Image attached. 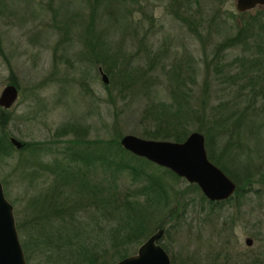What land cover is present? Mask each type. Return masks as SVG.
Instances as JSON below:
<instances>
[{"label":"rangeland","instance_id":"1","mask_svg":"<svg viewBox=\"0 0 264 264\" xmlns=\"http://www.w3.org/2000/svg\"><path fill=\"white\" fill-rule=\"evenodd\" d=\"M260 11L263 6L240 16L236 0H0V93L7 85L18 92L15 103L3 109L7 117L0 129L11 152L0 155V182L30 264H61L59 257L51 256L45 239L49 233L73 229L93 238V251L106 253L107 264L136 254L158 229L164 230L158 243L172 264H264V120L245 126L246 137L241 138L235 134L237 126L225 123L239 112L236 106L263 108L264 73L254 75L264 72V43L256 67L250 61L259 55L256 47L248 51L242 42L218 51V44L249 15L264 22ZM255 26L257 32L259 22ZM175 89L189 94L190 105L195 100L204 109L186 126L188 134L202 133L198 128L210 133L209 140L202 134L216 166L232 168L240 162L243 156L234 162L229 150L241 149L242 144L254 151L252 188L238 201L233 198L210 208L195 183L166 175L167 204L144 220L141 240H130L119 220L93 212V190L91 195L84 190L93 187V167L60 153L75 140L82 150L85 140L120 143L127 134L154 139L145 134L156 129L161 108L172 102ZM252 92L257 99L250 106L247 97ZM216 119L225 124L221 135L212 129ZM11 137L25 148H16ZM138 157L151 162L147 169L160 175L156 163ZM22 169L45 173L36 176L33 185L29 179L35 176L23 180ZM72 170L79 172L75 183L68 180ZM87 173L90 180L84 184ZM56 193L61 202L44 204ZM40 202L45 205L42 211ZM177 202L183 204L176 218Z\"/></svg>","mask_w":264,"mask_h":264},{"label":"trees","instance_id":"2","mask_svg":"<svg viewBox=\"0 0 264 264\" xmlns=\"http://www.w3.org/2000/svg\"><path fill=\"white\" fill-rule=\"evenodd\" d=\"M248 11L239 12V15L244 16L248 14ZM260 13L264 15L263 11H260ZM257 17L258 16L249 15L247 19H243V21L240 22L242 23L240 26H235L236 28H233L236 32L234 34L229 33L226 38L218 44V47L220 48L218 51H223L225 48H230L243 42L248 51L252 47L257 48L259 55L251 56L250 61L255 64L254 67L259 65L261 61L260 57L263 55L260 54V49L262 51L264 43V22L258 20ZM255 21L259 22L257 32H255V28H257L255 26ZM247 34L249 36H247ZM177 73L178 72L175 69L174 76L176 81L179 80V77L176 78ZM262 73L264 72H259V74L254 76L259 75L258 77H260ZM172 78L174 77L172 76ZM189 79L192 80L193 77L189 75ZM180 82L183 81L180 79ZM171 93L173 95L171 100L172 102L162 106L160 111L162 118L159 120V123L156 124V129L149 135L145 134V136L158 140H172L178 142L184 141L189 132V129L186 126L189 119L192 118L194 120L204 114V109L200 108L195 103V100L191 105L188 103L189 94H185L182 89L180 91L175 89ZM262 95L264 96V90ZM254 97L255 95H253V92L247 97V102L250 106H252L251 102L257 99ZM177 98H179L180 101H178ZM246 107L248 106L246 105ZM246 107L240 108L236 106L237 109L234 110L239 112L236 114H230L225 120V123H228L230 126H237L235 134L240 138L241 136L246 137L247 130H244L245 126L247 128H251V125L255 126L257 124L256 121L259 119L264 120V105L262 110L252 106V111H250L249 107ZM3 109L5 108L0 106V127H2V124L4 123L5 116L7 117V114L4 113L7 109ZM214 122L215 125L212 129H214L213 131L215 134H223L225 130V124L223 121L216 119ZM198 129L203 131L209 140L210 133L202 128ZM5 135V132L3 133V130L0 129V155H9L11 152L10 147L6 145L7 139ZM76 141L77 140L72 143L68 142V144H66L61 150L60 155L63 158H70L73 161L81 162V164H85V167L88 166L90 169L93 167V187H84V190L89 192L90 195L93 190V212H95L96 215L98 214V217L100 218H113L119 220L117 222L118 226H121L119 224H122L124 228H128L124 236L125 238L130 240L135 239L136 241L141 240L144 235L142 234L145 227L144 220L146 218L148 219L149 217H153L157 211H161L164 208V204L166 205L169 200V192L164 182V176L172 175L175 178L179 176L172 170L158 165L156 166L159 167L158 170H160V175L149 171L147 166L148 164L152 165L151 162L124 150L119 141L116 139H96L93 141L85 140L82 143L86 146L82 150L80 147L83 145L77 147L81 143H76ZM260 142L261 138L258 139V144H260ZM25 146L26 144H24L22 148H25ZM241 146H243L241 149L229 150L233 152L231 155L232 161H234L238 155L243 156L240 162L237 163L234 161L236 165H233L232 168L228 164H224L223 166L220 165L222 170L225 173H228V176L236 183L235 192L228 199L220 201H211L203 196L202 198L207 200L210 208H213L217 205V203L222 204V202L230 201L233 198L238 201L242 192L252 188L251 176L255 173L256 169L255 157L251 154L254 153V151L252 149L250 150L249 146H244L243 144ZM87 150H89V154L85 152ZM247 150H249L251 155L247 153ZM208 158L211 161L215 160V157L212 154H210ZM142 161L143 163H141ZM68 167V165H65L63 169L66 170ZM42 173L45 172L42 171L33 175V173L30 174L28 170L22 169L20 175L23 180L29 178L30 175L35 176L30 177L29 179L30 184L34 185V181L37 180L36 176L41 177ZM67 174L70 177L68 180L71 179L73 183H75V177L79 176V172H74L73 170L72 173ZM262 174L263 178L264 172H262ZM61 175L65 174L62 173ZM61 175L57 178L60 181L63 180ZM127 178L130 179L129 183L124 182ZM89 180L90 178L87 173L83 178V183H88ZM65 188L66 187L64 186L62 188L60 187L58 189V193L61 194ZM197 188L199 189L198 186ZM58 199H60V196L56 193L55 199L50 201L45 200L44 204H48L49 202H53L55 204ZM59 202L61 201H57V203ZM79 203L82 202L79 201ZM44 204L42 202L37 203V206H39L38 209L41 210L45 207ZM182 204L183 203L181 202H177L176 204V218L179 215L178 209L182 206ZM62 207L63 204L60 205L59 210H61ZM160 227H162V225ZM87 238H89V236L87 234L83 236V231L78 232V229L70 231L66 230L64 233L58 232V234L54 235L51 233L47 234L45 245L51 249V256L59 257L58 259H60L61 264H107V261L104 260L106 253L100 254L98 252H94L92 244L93 238ZM38 243L40 246L43 243V240ZM26 261L27 264H30L28 257H26Z\"/></svg>","mask_w":264,"mask_h":264},{"label":"water","instance_id":"3","mask_svg":"<svg viewBox=\"0 0 264 264\" xmlns=\"http://www.w3.org/2000/svg\"><path fill=\"white\" fill-rule=\"evenodd\" d=\"M264 7V0H236V9L244 12ZM106 82L105 74H102ZM14 85L5 86L0 93V106L8 109L17 100ZM10 141L16 148L23 144L14 137ZM120 144L126 150L172 170L190 183H195L203 195L211 201L229 197L236 189V183L216 166L207 155L205 138L202 133L191 132L184 141L141 138L132 134L124 135ZM164 230L158 229L138 249L136 254L127 256L114 264H172L167 250L158 243ZM251 245L252 239L247 238ZM0 264H27L25 253L16 229L13 207L4 195L0 182Z\"/></svg>","mask_w":264,"mask_h":264},{"label":"flooded vegetation","instance_id":"4","mask_svg":"<svg viewBox=\"0 0 264 264\" xmlns=\"http://www.w3.org/2000/svg\"><path fill=\"white\" fill-rule=\"evenodd\" d=\"M201 191V190H200Z\"/></svg>","mask_w":264,"mask_h":264}]
</instances>
